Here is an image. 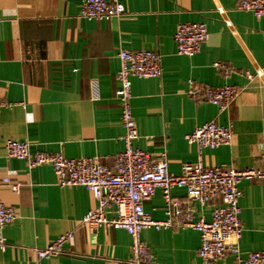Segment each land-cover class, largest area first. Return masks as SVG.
<instances>
[{"label":"crops","instance_id":"0c3cea01","mask_svg":"<svg viewBox=\"0 0 264 264\" xmlns=\"http://www.w3.org/2000/svg\"><path fill=\"white\" fill-rule=\"evenodd\" d=\"M124 12L111 20L81 15L85 0H0V200L15 207L6 224L7 249L0 264H120L131 258L132 238L123 229L92 230L83 216L97 206L84 186L58 184L50 165L30 168L8 156L9 139L29 141L32 151L67 157L98 156L105 163L125 148L126 129L116 95L121 84L118 56L122 48L152 49L162 56V74L132 78L131 106L139 137L135 147L167 153L169 171L199 158L186 135L205 122L231 125L230 145L206 148L207 167H263L264 19L237 7V0H120ZM205 22L208 37L194 56L178 52L175 33L181 23ZM235 69L228 79L217 68ZM261 74H258V70ZM247 72L255 75L250 80ZM239 87L227 110L187 95L188 81ZM10 169L11 181L3 179ZM20 183L15 192L12 184ZM242 236L240 255L264 249V180L240 184ZM187 200L186 190L171 189ZM219 201L193 202L194 219H212ZM156 220H174L162 189L145 203ZM73 232L62 254L39 259L58 236ZM142 239L155 254L150 264H205L198 255L201 234L191 227L145 228ZM229 240L235 241L229 237ZM216 264H237L235 254Z\"/></svg>","mask_w":264,"mask_h":264},{"label":"built area","instance_id":"2783aa9c","mask_svg":"<svg viewBox=\"0 0 264 264\" xmlns=\"http://www.w3.org/2000/svg\"><path fill=\"white\" fill-rule=\"evenodd\" d=\"M237 7L251 11L258 19H264V0H237ZM124 5L120 0H85L81 15L89 19L111 20L120 17ZM208 37L205 22L181 23L175 33L178 52L194 56L201 51L202 44ZM120 69L117 78L120 88L116 95L121 104V120L126 129L123 136L125 148L114 155L113 163H105L98 156L67 157L62 153L32 151L29 141L9 139L6 148L9 157L23 159L30 168L39 165L53 167L58 184L65 186H84L90 189L97 200V206L89 210L82 222L92 230L101 227L123 229L131 238V258L120 260V264H150L155 254L143 241L145 228L161 229L173 224L191 227L201 234L198 255L205 264H216L219 260L235 254L237 264H264V249L240 255L238 241L242 236L240 198L243 191L240 184L244 180H264L263 167H207L202 160L203 150L230 145L234 131L231 125L214 121L205 122L186 135L190 143L197 146L199 158L195 162L182 165L181 173L169 171L167 153H152L135 147L139 137L137 123L131 106L132 78H154L162 74V56L152 49L130 50L122 48L118 53ZM217 68L225 78H230L235 69L226 62H218ZM252 80L255 75L247 72ZM261 74V70H258ZM239 87L226 82L219 86H210L194 79H189L187 95L195 101H207L221 110H227L239 94ZM5 101L0 98V112ZM262 159L264 160V139L262 141ZM16 171L10 169L4 177L11 181ZM180 187L186 190L187 200L173 198L171 189ZM160 188L168 204V213L174 220H156L145 210L146 201L150 200ZM12 189L19 192L20 183L12 184ZM219 201L213 210L212 219L195 220L193 202L209 204ZM17 217L15 207L0 200V248L6 250L8 243L3 234L7 223ZM73 232L57 237L45 248L36 249L39 259L62 254ZM229 237L235 239L230 241ZM38 264V263H36Z\"/></svg>","mask_w":264,"mask_h":264}]
</instances>
